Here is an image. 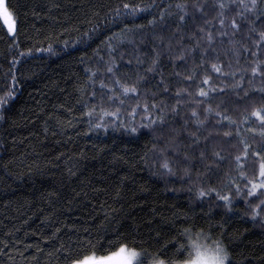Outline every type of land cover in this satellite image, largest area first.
Instances as JSON below:
<instances>
[{
    "label": "trees",
    "instance_id": "1",
    "mask_svg": "<svg viewBox=\"0 0 264 264\" xmlns=\"http://www.w3.org/2000/svg\"><path fill=\"white\" fill-rule=\"evenodd\" d=\"M123 2L5 0L3 10L10 13L19 31L13 42L0 15V98L13 91L6 103L5 121L0 123V264H76L89 258L96 259L90 264H106L97 260L109 258L121 248L139 252L143 264L153 260L174 264L188 259L191 252L192 236L185 235V229H190L202 246L222 243L230 253V264H264V224L248 217L239 219L245 213L242 201L237 200L235 210L229 213L218 206L214 193L197 199V189L206 187L202 172H194L192 181L163 175L160 164L143 159L152 147V137L145 130L137 135L122 129L87 135L88 125L79 122L84 117L79 112L78 89L85 83L84 69L96 70L94 49L100 48L103 55L104 39L122 27L143 24L144 31H149V13L135 17V24L133 18L112 21L114 9ZM127 2L146 5L149 0ZM153 2L163 11L179 0ZM93 24L96 32L91 31ZM89 37L85 56L83 41ZM65 41L69 47L64 46ZM48 44L53 45L55 54L39 51ZM152 44L146 37L138 38L136 46L147 52ZM131 47L125 46L123 52L125 61L133 60L126 72L135 67ZM29 50L32 56L19 57V51ZM217 51L226 66L230 54L222 48ZM13 59H20L21 64L12 68ZM170 63L163 60L164 75L174 80ZM191 67L189 60L178 70L188 72ZM236 70L239 78L240 70ZM12 72L17 76L14 88ZM248 76L250 71L245 81ZM189 84L194 82L187 81L184 86ZM255 84L259 87V80ZM245 88L256 98H245L238 106L237 98L229 92L212 101L214 109L219 105L239 126L238 137L233 133L238 142L228 144L222 136L214 138L220 141L216 147L228 157L227 166L221 164L224 176L212 185L218 190L231 180L243 184L239 176L247 174L245 146L250 160L253 149L264 143V138L248 130V121H255L251 111L264 108V101L250 91L251 85L245 83ZM189 91H193L192 99H199L194 87ZM167 102L174 103L171 99ZM253 127L259 131L258 122ZM146 163L150 166L145 167ZM69 169L76 175H70ZM196 176L202 180L196 181ZM225 219L230 222L221 230L218 224Z\"/></svg>",
    "mask_w": 264,
    "mask_h": 264
},
{
    "label": "snow or ice",
    "instance_id": "2",
    "mask_svg": "<svg viewBox=\"0 0 264 264\" xmlns=\"http://www.w3.org/2000/svg\"><path fill=\"white\" fill-rule=\"evenodd\" d=\"M114 13L113 22L133 18V24L136 23L135 17L149 13V31H144L143 24L138 28L122 27L119 32L112 31L104 39L103 55H100V48L94 49L96 70L91 67L84 69L85 83L78 89L79 112L84 117L79 122L88 125L86 134L91 135L93 131L97 135L100 132L107 134L109 129H122L137 135L139 130H145L152 137L150 155L149 152L145 153V161L160 164L163 175L178 180L192 181L194 172H202L206 187L197 189V199L203 200L214 193L218 206L229 213L235 210L237 200L242 201L245 213L239 219L248 217L264 224V143L253 149L250 160L248 146H245L247 174L241 172L239 176L243 184L231 180L223 189L212 187L224 176L221 164L227 166L228 163V157L216 147L220 141L214 138L222 136L228 144L238 142L233 139V133L238 137L239 126L235 120L223 114L219 105L216 109L211 106L213 100L220 98L218 94L227 95L229 92L237 98L238 106L245 98L255 99L249 95L245 83L251 85L250 91L258 93L259 99L264 101V67H261L264 65V0H194L191 4L179 0L169 3L163 11H159L153 0L146 5L125 0L114 9ZM2 14L14 42L19 31L16 22L7 10ZM91 31H97L96 24L92 25ZM169 33L171 35L166 37ZM146 37H150L153 44L147 52H141L136 46L137 39L142 41ZM185 40L189 43L185 44ZM90 41L91 37L83 41L85 56ZM79 43L80 40H77L76 44ZM76 44L71 46L75 47ZM127 45L132 46L131 51L135 54V67L130 72L125 69L133 64V60L125 61L123 54ZM64 46L69 47L67 41ZM218 48L230 54L226 66L220 62ZM45 50L55 54L52 44H48L47 49H39L41 52ZM18 55L20 58L30 57L32 52L19 51ZM164 59L171 62L168 67L173 69L174 80L164 75ZM189 60L192 67L188 72L178 70L181 63L187 66ZM81 61H84V57H81ZM20 64V59L12 60V68ZM237 67L240 70L239 78ZM249 71L250 76L245 81V74ZM257 80L259 87L255 84ZM187 81L194 84L184 86ZM11 83L14 88L17 83L15 72L11 74ZM193 87L199 99H192L193 91H189V88ZM12 97L13 91L10 90L7 97L0 98V123L5 121L6 103ZM169 99L174 103L169 104ZM189 104L193 106L188 107ZM200 105L204 107L201 109ZM251 116L255 117V121H248V130L264 138V108L251 111ZM256 122L258 132L253 127ZM209 160H212L211 164ZM240 160L241 157L237 155L236 162ZM148 166L146 163L145 167ZM69 173L76 175L72 169H69ZM195 180L201 181L202 178L196 176ZM207 215L211 216V213ZM229 222L225 219L218 227L224 230ZM189 231L184 230L185 233ZM220 251L217 249V252ZM124 252L125 249L121 248L120 253ZM139 255L132 251L124 256L123 264H134V258ZM76 264L90 262L82 260ZM136 264L143 262L137 260ZM152 264H165V261L153 260Z\"/></svg>",
    "mask_w": 264,
    "mask_h": 264
},
{
    "label": "clouds",
    "instance_id": "3",
    "mask_svg": "<svg viewBox=\"0 0 264 264\" xmlns=\"http://www.w3.org/2000/svg\"><path fill=\"white\" fill-rule=\"evenodd\" d=\"M185 235H191L189 241L191 252L188 259L176 261L175 264H229L230 253L222 243L212 244L211 247L202 246L197 242L196 235L186 232ZM217 249L222 251L217 252Z\"/></svg>",
    "mask_w": 264,
    "mask_h": 264
},
{
    "label": "rangeland",
    "instance_id": "4",
    "mask_svg": "<svg viewBox=\"0 0 264 264\" xmlns=\"http://www.w3.org/2000/svg\"><path fill=\"white\" fill-rule=\"evenodd\" d=\"M5 5V0H0V15L4 21V16H3V7ZM6 10V9H5ZM9 13V12H8ZM10 14V13H9ZM14 21V20H13ZM5 23V21H4ZM6 25V28L8 29V25ZM10 34V33H9ZM11 35V34H10ZM212 245H208V246H205V247H211ZM132 251H135V250H131V249H125V252L123 254L119 252H117L116 254L110 256L109 258H102V259H98L97 261L98 262H101V263H106V264H123V258L124 256H127L128 254H130ZM137 252V251H136ZM139 253V252H137ZM116 258V259H115ZM88 261H91V260H96L95 258H89L87 259ZM139 260L141 261V255H139L137 258H134V264H136V261Z\"/></svg>",
    "mask_w": 264,
    "mask_h": 264
}]
</instances>
